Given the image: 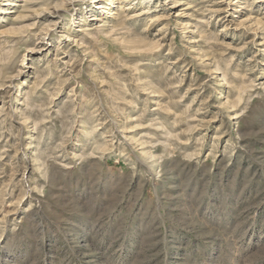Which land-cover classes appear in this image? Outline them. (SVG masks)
Masks as SVG:
<instances>
[{
    "label": "clouds",
    "instance_id": "9594fccd",
    "mask_svg": "<svg viewBox=\"0 0 264 264\" xmlns=\"http://www.w3.org/2000/svg\"><path fill=\"white\" fill-rule=\"evenodd\" d=\"M213 3H226L244 16L232 25L251 35L241 49L248 44L258 47L257 37L264 42V0ZM219 10L212 4L196 9L205 14ZM9 35L8 31L0 34V87L14 90L11 82L28 74L26 57L32 49L26 47L27 40L12 41ZM33 35L40 37L37 43L47 39L46 34ZM111 50L118 64L121 50ZM172 51L170 46L168 52ZM249 63V70H254L255 65ZM168 70L169 65L164 64L159 79L166 88L157 94L177 87L171 82L175 77L164 80ZM65 72L70 73L66 79ZM28 75L36 79L25 97L21 123L39 132L34 139L42 141L47 132L49 146L34 154L45 161L39 168L28 155L17 160L13 154L5 160L7 151L0 153V264L6 259L4 251L17 241L26 246L24 264H264V92L259 93L257 104L245 103L237 113L242 120L235 126L229 123L231 104L221 97L223 102L217 105L221 111L215 115L227 118L221 124V128L227 125L229 135L221 165L228 171L196 177L191 174L196 165L189 158L196 159L206 138L214 158L219 152L218 140L207 133L191 135L190 121L195 117L188 116L187 109L179 110L183 97L169 101L176 111L161 108L168 115L160 121L159 135L164 139L157 143L167 146L164 157L174 156L175 160L161 164L158 159L146 168L138 156L140 149L124 136L129 131L127 121L120 127L109 124L117 113L105 112L82 94L79 103L68 110L65 105L53 107L61 85L80 75L62 61L59 51L55 59ZM49 77L58 83L44 87ZM37 93L41 103H30ZM94 103L90 110L77 113L78 106ZM78 121H82L79 127ZM44 124L47 127L40 128ZM105 124L109 127L97 135ZM181 124L188 127L181 128ZM67 144L72 145L71 152ZM99 144L118 150L117 155L127 161L125 167H109L97 151ZM18 209L20 215H13Z\"/></svg>",
    "mask_w": 264,
    "mask_h": 264
},
{
    "label": "rangeland",
    "instance_id": "374dc122",
    "mask_svg": "<svg viewBox=\"0 0 264 264\" xmlns=\"http://www.w3.org/2000/svg\"><path fill=\"white\" fill-rule=\"evenodd\" d=\"M208 4L220 10L207 14L196 11ZM243 19L233 7L226 3L214 4L213 0H111V3L108 0H0V34L8 31V39L12 41L23 38L27 40L26 47L32 49L26 57L28 74L55 59L58 51L62 61L80 73L76 79L61 85L53 107L65 105L68 110L74 102L79 103L82 94L88 101L94 100L103 106L105 112L117 113L109 124L120 127L127 121L129 131L124 136L140 149L138 156L146 168L158 159L161 164H172L175 160L174 156L164 157L167 146L157 143L158 139H164L159 135L160 121L168 115L161 108L167 106L176 111L169 101L183 97L179 110L187 109V115L195 117L190 121L191 135L207 133L208 137L218 140L219 152L214 158L210 155L212 149L207 138L196 159L189 158L188 162L196 165L191 171L196 177L206 172L214 176L218 170L225 174L228 171L221 165L229 139L225 131L227 125L221 128V124L227 118L215 115L221 111L217 107L223 102L221 97L231 104L229 123L235 126L242 120L237 113L245 103L257 104L261 100L259 93L264 92L260 87L264 85V42L257 37L258 47L248 44L240 48L251 35H245L242 27L232 25ZM38 32L46 34L47 39L37 43L40 37L33 34ZM160 44L164 47L160 48ZM170 46L173 47L171 53L168 52ZM112 48L121 50L118 64L112 59ZM188 52L191 54L186 55ZM172 61L175 62L170 63ZM250 61L255 65L254 70H249ZM164 64L170 69L164 80L175 77L171 82L177 87L157 94L166 88L159 79ZM28 74L11 82L14 90L0 87V153L7 151L5 160L13 154H17V160L28 155L39 168L45 161L36 159L34 154L47 150L49 136L45 132L42 141L34 139L39 132L21 123L25 97L36 79L35 75L29 78ZM69 74L65 72L64 78ZM57 83L55 77H49L44 87ZM38 95L29 102L40 104ZM95 103L85 104L83 108L78 106L76 111H88ZM81 122H77L78 127ZM109 124L101 127L97 135L104 133ZM46 127L47 124L40 125V128ZM65 147L69 152L73 150L71 144ZM171 149L174 150L175 145H171ZM97 151L109 167L121 169L127 163L117 155L118 150L113 151L106 144H99ZM232 159L235 162L234 156ZM197 160L201 161L198 165ZM12 214L19 216L20 210ZM25 251L22 241L10 244L3 253L4 264H24Z\"/></svg>",
    "mask_w": 264,
    "mask_h": 264
}]
</instances>
